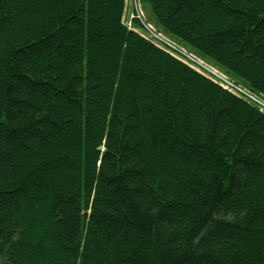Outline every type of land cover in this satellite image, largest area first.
Returning a JSON list of instances; mask_svg holds the SVG:
<instances>
[{
	"label": "trees",
	"instance_id": "obj_1",
	"mask_svg": "<svg viewBox=\"0 0 264 264\" xmlns=\"http://www.w3.org/2000/svg\"><path fill=\"white\" fill-rule=\"evenodd\" d=\"M141 1L264 100V0ZM124 6L0 0V264H264V111Z\"/></svg>",
	"mask_w": 264,
	"mask_h": 264
},
{
	"label": "rangeland",
	"instance_id": "obj_2",
	"mask_svg": "<svg viewBox=\"0 0 264 264\" xmlns=\"http://www.w3.org/2000/svg\"><path fill=\"white\" fill-rule=\"evenodd\" d=\"M135 1L136 3L134 4ZM131 16L135 17L136 20L131 21L130 19ZM124 23L128 30H134L135 33L143 35L141 37L147 41H150L151 38L150 37L151 34L148 33V30H150V33H154L160 36L159 38H161L163 42L162 43L163 49H170L169 47H167L166 44L171 46V50L174 47L181 54L178 57L183 58V59L181 58L180 61L186 64L187 66H189L191 69H193L195 72L199 73L200 75L206 78H210L213 81L217 83H221L223 85L225 84V85L238 86L240 91L249 95L248 91L244 87H242L239 83L233 80L232 77L225 74L221 69L201 59L197 54L193 53L188 47L184 46L179 41L173 39L166 33L162 32V30L158 29L152 23L149 14L147 12V8L143 5L141 0H125ZM252 98L253 99L256 98L258 100L257 96L255 95H253ZM258 102H260L263 105L262 108L259 107L260 110L264 111V100L261 99L260 101L258 100Z\"/></svg>",
	"mask_w": 264,
	"mask_h": 264
},
{
	"label": "built area",
	"instance_id": "obj_3",
	"mask_svg": "<svg viewBox=\"0 0 264 264\" xmlns=\"http://www.w3.org/2000/svg\"><path fill=\"white\" fill-rule=\"evenodd\" d=\"M136 2H134L135 4ZM148 33L151 34V41L152 42H155V45H157L159 48H162V39L159 38L160 36L154 34V33H150V30H148ZM167 47H169L171 49V46H169L168 44H166ZM173 50V53L171 54L172 56H174L175 58H177L178 60H180L182 57H178L180 56L181 54L173 47L172 48ZM183 59V58H182ZM189 60V59H188ZM195 60V59H193ZM199 62V61H198ZM201 63V62H200ZM202 64V63H201ZM205 66V65H204ZM206 67V66H205ZM204 68V67H202ZM210 79V78H209ZM212 80V79H211ZM220 86H222L224 89H227L233 93H236L237 95H243L244 97H247L248 99L252 100V101H255L261 108L263 107V105L258 102V100L255 98L253 99L252 96L250 93H248L249 95H247L246 93H243L242 91H240V89L238 88V86H235V85H223L221 83H218ZM241 97V96H240Z\"/></svg>",
	"mask_w": 264,
	"mask_h": 264
},
{
	"label": "bare ground",
	"instance_id": "obj_4",
	"mask_svg": "<svg viewBox=\"0 0 264 264\" xmlns=\"http://www.w3.org/2000/svg\"><path fill=\"white\" fill-rule=\"evenodd\" d=\"M138 15H139V13H138ZM131 17H133V16H131ZM167 51H169L171 54L173 53V50H171V49H166Z\"/></svg>",
	"mask_w": 264,
	"mask_h": 264
}]
</instances>
